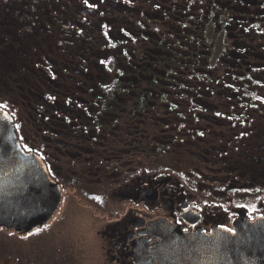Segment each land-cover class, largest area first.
<instances>
[{
    "label": "flooded vegetation",
    "instance_id": "flooded-vegetation-1",
    "mask_svg": "<svg viewBox=\"0 0 264 264\" xmlns=\"http://www.w3.org/2000/svg\"><path fill=\"white\" fill-rule=\"evenodd\" d=\"M9 5L27 45L1 59L0 109L63 193L33 232L63 207L91 224L88 257L144 264L155 225L205 235L264 217V0ZM56 227L37 236L42 263L75 264Z\"/></svg>",
    "mask_w": 264,
    "mask_h": 264
},
{
    "label": "water",
    "instance_id": "water-1",
    "mask_svg": "<svg viewBox=\"0 0 264 264\" xmlns=\"http://www.w3.org/2000/svg\"><path fill=\"white\" fill-rule=\"evenodd\" d=\"M63 193L44 161L26 153L13 120L0 109V226L29 233L52 220ZM160 242L144 264H264V217L239 221L234 232L189 234L155 225Z\"/></svg>",
    "mask_w": 264,
    "mask_h": 264
},
{
    "label": "rangeland",
    "instance_id": "rangeland-1",
    "mask_svg": "<svg viewBox=\"0 0 264 264\" xmlns=\"http://www.w3.org/2000/svg\"><path fill=\"white\" fill-rule=\"evenodd\" d=\"M63 213V207L57 214L51 224L47 225L39 232H29L18 235L14 230L7 231L0 226V264H13L14 261L20 264H51V256H45V261L42 263L40 259V250L38 248L39 234L44 233L48 229L55 228L57 220L60 218L62 224L67 226L66 230L61 231L56 227L59 235V241L65 245L75 257V264H98L100 257L95 258L99 251L94 252L88 246L91 243L90 225L89 221L84 219H66ZM63 219V220H62ZM60 231V232H59ZM57 234V233H56ZM95 235V234H94ZM93 242L96 243L95 238ZM56 242L54 237L47 235L45 239V246L48 248L47 252H52L51 246ZM48 245H51L48 247ZM93 253V257L90 256Z\"/></svg>",
    "mask_w": 264,
    "mask_h": 264
},
{
    "label": "trees",
    "instance_id": "trees-1",
    "mask_svg": "<svg viewBox=\"0 0 264 264\" xmlns=\"http://www.w3.org/2000/svg\"><path fill=\"white\" fill-rule=\"evenodd\" d=\"M17 16L16 6H0V63L6 53L10 59L15 50H20L27 45L22 31L26 21L18 20Z\"/></svg>",
    "mask_w": 264,
    "mask_h": 264
}]
</instances>
